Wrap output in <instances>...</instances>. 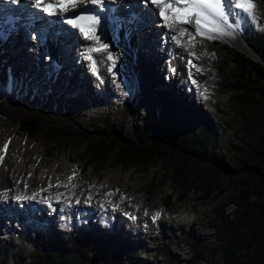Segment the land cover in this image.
Wrapping results in <instances>:
<instances>
[{
    "label": "rangeland",
    "instance_id": "374dc122",
    "mask_svg": "<svg viewBox=\"0 0 264 264\" xmlns=\"http://www.w3.org/2000/svg\"><path fill=\"white\" fill-rule=\"evenodd\" d=\"M256 13L258 18L255 21L246 15L243 28L241 25L238 29L239 34L248 45L246 51L244 47H234L225 36L207 39L193 32L196 40L195 46L187 43V37L182 38L179 44L177 41H173L175 47L186 51H196L203 57L201 69L204 70V73L200 78L203 81L210 79L213 82L214 91L211 94L202 95L200 105L196 104L189 107V109L202 111L198 114L193 112L192 116L186 115L184 109L188 102L185 100L192 101V97L187 99V95L183 96L185 100L182 105L176 106L178 110L174 107H171L172 110L170 108L162 110L164 100L160 97L158 98L163 101L162 104L156 99L140 103L138 97L129 88L131 81L127 80L116 85L110 84V89L107 87L108 82L103 84L106 88H99L98 82H96L92 87L82 92L85 98L88 95L93 97L91 102L84 99V102L75 108V104L71 101L75 97L71 95L66 97L63 107L68 109L67 114L65 115L64 112L56 113L71 123L66 125L51 120L53 117L51 114L41 115L37 113V110L41 109L54 93L51 88L43 90L45 88L40 79V82L36 83L37 93L32 99L27 100V96L18 97L19 101L25 105L23 113L18 119H11L0 113V140L2 137L8 138L14 140L17 145L24 141L27 149L30 150L29 155L32 157L28 155L26 158L17 160L19 169L21 168L25 172L30 170L31 173L36 171L56 173L60 164L68 160L69 170L75 176L74 182L72 180L67 183L68 185H59L55 186L54 189L52 187L47 189L48 191L44 190L40 194H35L37 198L26 195L27 200L38 202L39 211L42 212L43 209H46L47 215L43 212L41 219L48 218L46 221L49 224L47 225L51 224L54 229H46L44 226L45 231H48V234L45 235L43 227L37 226L34 232H31V244L27 245V248L20 244L24 248V253H22L25 254L26 258L20 261L19 247L13 241L12 230L5 227L10 233L9 242L12 243V246L8 248L7 259L5 261L0 259V264H27L26 256L35 254V249L39 247L50 249L53 245L57 247L61 242L69 246L70 238L78 240L82 245L88 242V255L86 257H92L96 250L98 257L105 264L252 263L258 252L253 242L248 248L242 245L243 247L238 248L239 250L235 251L234 254H226L223 246L228 243V239H225L224 236L227 231L222 228L221 215H226L230 227V239H232L229 243H232L233 248L240 243V238L244 237L246 241H249L252 236H255L256 228L264 226V176L261 170L253 167L254 161L252 160L256 153L264 155V78L258 77L253 82L241 79L239 76L241 71L237 63L238 60L240 64L245 63L241 58V54H243L248 61L246 65L250 69L254 62L264 66L257 51L250 44L251 38L257 34L262 35L264 39V9L256 6ZM176 27L179 29L183 27L192 31V26L189 25H177ZM160 42L157 43V49H159L155 54L159 57H161L159 50L161 46H164L163 41L160 40ZM183 50L182 52H184ZM41 65L42 70L50 68L48 60H45ZM149 72H151V77L155 83L167 85L166 81L157 78L153 67L149 68ZM250 73L252 75V72ZM40 75L43 80L42 77L45 78V76ZM131 78H133V74L129 75V79ZM36 80L38 82V79ZM193 80L196 83H193ZM179 81L180 84H187L185 77L184 79L180 78ZM80 83L79 81L78 85ZM190 83L192 86L194 85L195 91L193 90V93H199L200 89L205 90L204 85L201 84L202 81H198V79H190ZM76 89H71V92H76ZM172 90L170 93L175 91ZM155 91L157 94L158 91L164 94L161 90H154L153 92L155 93ZM139 92L142 94L140 90ZM164 95L171 101L177 100L176 97ZM131 97L136 99V104L133 103L134 101L132 102ZM55 98L60 99V96H55ZM96 99L98 100L94 102ZM28 115L37 117L46 127L68 129L75 131V133L76 130L80 129L88 133L91 138L82 142H69L65 146L58 145V143L49 141L40 132L28 134L25 130H20L19 122ZM105 115H107V119H111L113 124H120L116 131L123 139H126L128 132L134 133L138 130L141 123L145 121L153 120L155 122L158 120L160 121L158 125H161L163 120H173L179 125L191 124L196 128H199L202 121H206L212 128L211 130L214 131L216 149L214 153L221 157L219 164L225 171L214 170L202 160L183 157L182 155L177 158H170L168 154L167 156H154L146 164L140 163L139 166L134 163L130 164L125 158L126 162L122 165L119 163V158L116 157V155L122 157L117 153L116 148L105 153L103 166L96 169L94 166L99 160L97 159V162L93 159L90 160L89 152L85 151L86 146L90 145L96 134L101 132L103 128L109 132H114L112 130L113 125L109 122L104 123L103 117ZM183 125H181L182 128ZM19 152L21 153V151ZM87 159L89 165L83 168L82 162L87 161ZM177 174L183 178L182 182L177 183L174 179ZM57 197L61 201H56L55 198ZM45 198L53 201L56 208L59 209L57 216L51 215L50 209L42 201L46 200ZM73 203L85 206L87 208L86 213L93 212L94 216L88 214V219H80L82 210L76 209L75 211L72 209L70 217L74 216L77 219L75 218L76 220L73 222L66 221L63 214L64 207H70ZM13 206L15 207L12 205L11 208L14 210ZM129 209L138 212V214L163 210L165 220L170 226L148 224L136 220V223L131 224V227L127 224L128 222H124V214L119 217L122 210L126 212ZM98 210L99 213H97ZM103 211H107L108 217L106 216L107 213L105 214ZM100 212L107 217L106 219L103 218L105 220H101ZM111 212L116 213L111 216L116 219L117 224L116 226L113 225V217H111L109 230L112 232L111 228L117 227L114 230L121 237L125 235L129 240L132 238V241H125L124 238L117 236H115L117 239L114 237L113 240L103 233L100 237L94 235V233L99 232L96 231L95 227L97 228L98 223L101 224L100 220L103 224V221L110 219L109 214ZM180 212L195 213L196 220L191 225H178L170 217ZM98 215L101 219H97ZM40 216L42 215L39 214L38 217L40 218ZM62 217L65 218L62 219L63 222L59 220ZM35 219V214L29 215V220H33V224H35ZM147 224L151 228L147 229V233L142 232L144 231L143 226L146 225L147 227ZM17 226L19 227L20 223ZM1 227L2 231H6L4 226ZM99 227L103 229L104 224ZM69 229L71 231H64ZM118 229L120 230L118 231ZM127 230H135V234H132L133 232L128 233ZM51 231H55L57 237L53 238L50 234ZM2 235L0 232V236ZM188 238L191 244L187 242ZM196 243L199 246L195 250L193 245Z\"/></svg>",
    "mask_w": 264,
    "mask_h": 264
},
{
    "label": "bare ground",
    "instance_id": "6f19581e",
    "mask_svg": "<svg viewBox=\"0 0 264 264\" xmlns=\"http://www.w3.org/2000/svg\"><path fill=\"white\" fill-rule=\"evenodd\" d=\"M108 1L113 3H118L119 5L123 4L128 7L133 5L131 4L132 2L137 0H129V2L128 0H108ZM90 3L91 0H83V2L78 4V6L80 4H90ZM151 7L153 13L152 15L156 19L153 20V16L152 15L148 16L147 14L146 19H143L142 21L148 23L149 20L151 21V23H154L153 28L159 29V31L158 29H156L157 31L156 35H152L149 32V30L146 28L148 27V25H146L144 28L141 26L142 21L140 22L137 20L134 21L133 23L134 31L133 34L131 35L132 40L130 41H123L118 39L117 36L112 34V30L105 24L100 25L98 30L95 31V34H100L104 37V39L100 41V43L96 41L93 44H90L92 43L93 40H89L86 37L85 38L78 37L79 43L76 46L74 43H67L65 37L61 35L60 37L54 36L50 39L49 42L46 41L42 45V47L41 46L37 47L35 46V42L33 40L32 44L34 46L32 45V48L34 52L33 54L31 53V56H33L31 58V61L33 63H40V66L38 68H35L36 67L35 64L29 65V68H19V66L21 65L18 62L19 61L18 58L15 57L14 55L16 53V49L15 51H13L11 50V48H9L2 51L0 47V99L3 98L2 101L0 102V113L7 115L11 119H18L20 115H22L23 108L25 106L19 101L20 96H27V100L32 99L34 94L37 93L36 83L38 84L40 80L42 81L41 84H43L44 85L43 87L45 88L43 90H47V88L49 89L51 88L54 91V93H52L49 101L46 104H44V106L41 109L37 110V113L41 115L51 114L53 116L51 120L66 125H70L71 123L66 118L62 116H58L56 114L64 111L65 107H63V103L65 102L66 97L70 95L75 97L71 99V101L75 104V108L78 107L80 103H83L84 99H87L91 102L93 97L88 95L86 96L87 98H85L84 97L85 95L82 92L83 90L92 87V85L96 84V82H98L99 88L102 87L106 88L103 84H106L108 82L109 84H107V87L110 89L111 88L110 84L116 85V84H122L124 83V81L127 80L131 81L129 88L132 89L134 95L138 97L140 103H142L143 101L145 102L150 101V99H156L157 102L162 104L163 102L162 100H164V104H162L163 105L162 110L164 108L171 109V107L177 109L176 106H179L180 104L182 105V102L185 100L183 99V96L187 95V99H190L192 97V101L185 100V102H188L187 107L184 109L186 110L185 111L186 115L192 116L193 112L196 114L202 112L200 110L198 111V109L195 110L193 108L189 109V107L195 106L196 104L200 105L202 98L201 96L204 94H211L214 91L213 82L210 81V79L209 80L206 79L203 81L202 78H200L203 76L204 73V70L201 69V67H203L201 66L203 62L202 61L203 57H201V55L198 54L196 51L193 50L186 51L183 49H179L178 47H175L173 45V43L175 42L173 41L176 40L173 39V37L175 35H178L179 28L176 27L175 30H173L167 27L163 21V18L159 15L158 8L155 5H151ZM153 8L155 9L157 8L156 9L157 14L154 13ZM237 12H240V15H236ZM245 19H246V14H244L241 10L237 9L233 11V14L230 17L229 22L234 23L238 21L239 26L242 25L241 27L243 28ZM225 37L234 47H244L246 48L245 50H247L248 45H246V42L244 41L243 37L239 34L238 30L235 31L234 35L232 36L226 35ZM14 40L17 41L18 38L15 37L12 41H10L9 35L0 38L1 43L6 41V43H10V45L11 43L13 45ZM60 40H63L62 41L63 44L59 45ZM160 40H162L163 41L162 43H164V46H161L159 50V52L161 53V57L155 55L159 49V48L157 49L158 47L157 43L159 44ZM31 41L32 40H29L28 42L31 43ZM18 42L19 43L17 44H24V41L21 39H19ZM151 43L153 46L150 45ZM79 44H82V46L78 47ZM61 45L67 47L66 53L62 52L60 48ZM90 45H95L97 47L96 50H94L93 52V57L90 60H88L86 58V49H88ZM104 45H107V48H104L103 47ZM149 47L152 48L153 54L150 53ZM19 50L21 49L19 48ZM47 50H49L52 53L51 56L45 55V52ZM182 50L184 52H182ZM67 54L68 57L66 56ZM34 56H38L37 61L34 60ZM73 57H75V59L77 58L80 61L79 69L76 70L77 71L76 72V71H71L69 70L70 68H68L65 69L66 71L67 70L68 71L64 72L63 70L66 67L65 62L70 61V59H72ZM45 60H48V64L50 65H52L51 63H53L55 66L54 69H56L57 71L51 68L42 70L41 64H43ZM90 61H96V65L91 66L89 64ZM189 61H191V65L189 64ZM8 64L12 65V67L14 66L15 68L13 70L14 77L11 81L8 79V77L5 76L6 75L5 73H7L5 72V66ZM193 65L195 67H193ZM93 67H95V71H93ZM151 67H153L154 72L157 74V78L159 80L166 81L167 85L155 83L153 81L151 77V72H149V68ZM197 68H199L200 71H202V73H200V71H196ZM78 71H80V73ZM128 73L129 75L133 74V78L129 79ZM40 74L45 76V78L42 77L43 80L41 79ZM184 77H185V82L187 83L186 85L183 83L180 84L179 81L180 78L184 79ZM36 79H38V82ZM190 79H198V81H202L201 84L204 85L205 90L200 89L199 93L197 92L193 93L194 85L193 86L191 85ZM79 81L81 82L80 85H78ZM73 88H77L76 92H71V89ZM172 89H174L175 91L170 93ZM139 90L142 92V94L139 92ZM154 90H161L166 95H170L171 97L173 96L174 98L176 97L177 100L171 101L167 98V96L161 94L159 91L158 94L156 93V91L154 93L153 92ZM53 94L55 96H60V99L55 98ZM158 97H160L162 100H160ZM97 100L98 99L94 100V102ZM177 112L181 113L180 111ZM1 139L2 140H0V156H3V160L0 161V205L5 207L7 213H9L10 215L8 218H5V216L4 218H0V231L2 228L1 226H4V229H6L10 238V233L5 227L10 228L12 230L14 243L22 244L24 248H27L28 247L27 245L31 244L30 241L32 236L29 233L30 232L29 227L31 228V225H28V223L26 225L25 218L21 220L20 219L22 218L21 216L19 215L13 216L12 213L16 214V212L19 211L18 206L23 205L28 208V209L26 208V211L29 212V215L35 214V218H36L35 222L36 220L37 221L40 220L41 218L38 217L39 214L34 210H31L32 205H34L39 210L38 202L31 203L30 200H27L28 198H26V195L31 197L33 196L32 198H37V195L35 194H40V192H44V190L46 191L47 189L49 190V188L52 187L54 189L55 186L68 185L67 183H70L75 176L74 173L71 170H69L68 160H65L60 164L59 169L56 173L52 171L49 172L36 171L31 173L30 170H26L25 172L21 168L19 169V167H17V160L26 158L29 155L30 150L27 149L26 142L21 141L17 145L14 142V140H9L8 138L4 139V137H2ZM6 142L8 143V148L5 151L4 145ZM19 151H21V153ZM74 181L75 180H73L72 182ZM17 197H24V199H21L19 201ZM45 199L46 200H44V202L48 206V209H50L51 215L57 216V213H59V209L56 208V205L54 204L53 201H49L48 198ZM55 199L56 201H61L59 197ZM12 205H15L16 209L13 206L14 208L13 210L11 208ZM72 209H75V211L76 209L82 210L81 211L82 216H80V219L82 218L86 219L88 214L90 216H94L93 212L86 213L87 208H85V206H82L79 203H76V205L75 203H73V205H71L70 207L69 206L64 207L63 214L65 215L66 221L68 222L70 221L73 222L74 220H76L75 219L76 217L74 216L70 217V212ZM2 211L3 213H5L4 210ZM157 212L160 213V217L153 222L152 217ZM97 213H99V210ZM103 213L106 214L107 211H103ZM103 213L100 212V215L102 216L101 220H105L108 217L107 216L108 213L106 214L107 217L104 216ZM112 214H116V213L111 212L109 214L110 219H107V221H103V224L107 227L104 229H106L107 231L110 228L109 225L111 224V219H112L111 217H113L111 216ZM122 214H124L123 217V219L125 220L124 222L126 223L128 222L127 224H129L131 227L133 224L136 223L135 222L136 220H139L143 223L147 222L148 224L154 223L157 225L164 224L168 227L170 226L167 220H165V216H164L165 213H163V210H159V211L154 210L151 213H148L146 216H145V212L144 214L143 213L138 214V212L130 211V209L127 210L126 212H123L122 210L119 213L120 215L119 217H122ZM29 215L27 216L28 220H29ZM17 216L20 218H17ZM130 216L135 217V219H129ZM47 219H45V221ZM101 220L100 222H102ZM16 221L20 223L19 227L17 226L19 225V223L17 224ZM32 221L29 220L30 223H32ZM113 223H114L113 225L116 226L117 223L114 217H113ZM148 224L147 227L146 225L143 226L144 231L142 232L147 233V229L151 228ZM44 226L46 229H50V230L54 229L51 224L42 225L43 229ZM116 228L117 227L114 226L111 228L112 234H115V235H111L113 240L115 236L121 237L118 234V232L114 230ZM95 229L96 231H98V227L97 228L95 227ZM64 231L69 232L71 230L69 229ZM105 232H103V234H106ZM46 234H48L47 230L45 232V235ZM50 234L53 236V238L57 237L55 231H51ZM117 237H115V239H117ZM121 238H124L125 241H129V242L132 241L131 240L132 238H130L129 240L125 237V235H123V237ZM7 243L8 244L10 243V245L12 246L11 242H7ZM125 243L127 244V242ZM129 244L131 245L132 243Z\"/></svg>",
    "mask_w": 264,
    "mask_h": 264
},
{
    "label": "trees",
    "instance_id": "16d2710c",
    "mask_svg": "<svg viewBox=\"0 0 264 264\" xmlns=\"http://www.w3.org/2000/svg\"><path fill=\"white\" fill-rule=\"evenodd\" d=\"M257 7L264 9V0H254ZM251 46L255 48L260 59L264 63V39L262 35L257 34L251 38ZM241 58L245 63H239L241 74H239L241 79L248 80V82H253L254 79L258 77L264 78V66L260 63H252L251 69L247 67V58L241 54ZM252 72V75L251 73ZM247 75V76H246ZM246 91V90H245ZM240 96V95H239ZM128 108V106H126ZM125 108V109H127ZM104 123H110L113 125L112 130L114 132H109L106 128H103L101 132H96V136L93 141L86 146V151L89 152L90 160H99L96 169L103 166V161L106 157V152H110L113 148H116L117 153L122 157L119 158V163L125 164V158L130 164L134 163L136 165L146 164L152 157H159L168 154L170 158H177L182 155L183 157H190L192 159L202 160L208 164V166L214 170L225 171V169L220 166V156L215 152V140L214 131L211 130L209 124L206 121H202L199 128L191 124H178L168 120H163L161 125H158L157 121H145L141 123L140 128L134 133L128 132L126 139L121 138L116 131V128L120 125L113 124L111 119H107V115L103 117ZM22 124V125H21ZM20 130H25L28 134L39 133L45 135L49 141L55 142L58 145L65 146L69 142H82L90 139L88 133L81 131L80 129L75 131H70L68 129H61L57 127H46L42 124V121L34 116H26L19 122ZM183 125V128L182 126ZM57 140V142H56ZM81 157V156H80ZM79 157V158H80ZM253 167L258 168L262 171L264 176V155L256 153L254 159ZM89 160L82 162V167L89 165ZM97 162V161H96ZM260 171V172H261ZM174 179L178 182H182L183 178L176 175ZM222 218V228L227 231L224 236L228 239L223 247L226 254H234L235 251L242 248L244 245L246 248L250 244H255L257 248V255L254 256L252 263L250 264H264V226H259L256 228L255 236L252 239L246 241V239L240 238L239 244L233 248L232 243H229L231 237L230 227L228 226L226 215H221ZM71 239V243H62L57 247L53 245L50 249L37 248L35 249V254L27 257V264H105L98 257V253L95 250L92 257L88 255V242L82 245L78 240ZM191 244V241L187 240ZM253 242V243H252ZM243 245V246H242ZM198 243L193 245V249L196 250ZM242 246V247H241ZM239 248V249H238ZM19 260L26 259L25 254L18 250ZM8 256V244L4 245L3 253L0 255V259L5 261ZM84 260H83V259ZM86 258V259H85ZM82 259V260H81Z\"/></svg>",
    "mask_w": 264,
    "mask_h": 264
},
{
    "label": "snow or ice",
    "instance_id": "6c2138e0",
    "mask_svg": "<svg viewBox=\"0 0 264 264\" xmlns=\"http://www.w3.org/2000/svg\"><path fill=\"white\" fill-rule=\"evenodd\" d=\"M83 0H55V3L46 4L44 0H35L37 7H42L50 15H56L57 10L67 12L78 6ZM102 0H91L93 4H100ZM151 3L158 8L159 15L167 27L175 30L177 25L192 26V31L181 27L178 35L173 39L179 44L182 38L187 37V43L195 46L196 40L193 32L207 39L222 38L232 36L239 29V22L230 23V17L235 10H241L244 14L256 20V5L254 0H151ZM51 10V11H50ZM236 15H240L237 12ZM67 23L74 25L89 40L97 39L95 35L97 17L94 15H78L74 19H68ZM107 48V45L103 46ZM214 55V54H213ZM191 65V61H189ZM193 67H195L193 65ZM95 71V67H93ZM196 71H200L199 68ZM191 75V73H190ZM193 83H196L194 80ZM8 148V143L4 145V150ZM3 156H0V161ZM18 200L24 197H17ZM147 215V213H145ZM160 217L157 212L153 217V222ZM130 219L135 217L130 216Z\"/></svg>",
    "mask_w": 264,
    "mask_h": 264
},
{
    "label": "clouds",
    "instance_id": "9594fccd",
    "mask_svg": "<svg viewBox=\"0 0 264 264\" xmlns=\"http://www.w3.org/2000/svg\"><path fill=\"white\" fill-rule=\"evenodd\" d=\"M170 218L175 220L178 225H191L196 220V215L195 213L180 212Z\"/></svg>",
    "mask_w": 264,
    "mask_h": 264
},
{
    "label": "water",
    "instance_id": "95a60500",
    "mask_svg": "<svg viewBox=\"0 0 264 264\" xmlns=\"http://www.w3.org/2000/svg\"><path fill=\"white\" fill-rule=\"evenodd\" d=\"M246 51V50H245ZM257 57V56H256ZM257 59H259L258 57H257ZM259 61V60H258Z\"/></svg>",
    "mask_w": 264,
    "mask_h": 264
}]
</instances>
